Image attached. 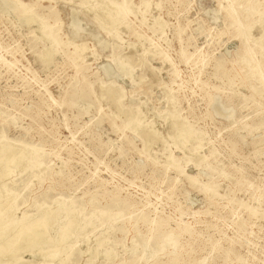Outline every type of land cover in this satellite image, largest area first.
Returning <instances> with one entry per match:
<instances>
[{
	"label": "rangeland",
	"instance_id": "rangeland-1",
	"mask_svg": "<svg viewBox=\"0 0 264 264\" xmlns=\"http://www.w3.org/2000/svg\"><path fill=\"white\" fill-rule=\"evenodd\" d=\"M0 148L12 222L85 225L17 264H264V0H0Z\"/></svg>",
	"mask_w": 264,
	"mask_h": 264
},
{
	"label": "bare ground",
	"instance_id": "bare-ground-1",
	"mask_svg": "<svg viewBox=\"0 0 264 264\" xmlns=\"http://www.w3.org/2000/svg\"><path fill=\"white\" fill-rule=\"evenodd\" d=\"M28 21L31 22L32 19L30 18ZM215 108L217 110L219 106L216 105ZM1 151L2 148H0V163L2 162ZM13 161L16 163L18 159ZM36 166L37 161H33L28 166V172L32 174ZM15 200L16 197L13 195H10L6 201L2 202L0 200V264L2 262L1 256L4 255H7L6 257H8V263L12 260L15 264H17L22 253V251L18 249L21 248V245H19L21 242L24 244L26 243L25 248L27 249H42V252H40L39 255L43 260H47L50 263L58 259L61 253L65 255V261L69 260L73 253L77 250L76 242L73 241L71 237L74 236L76 238V229L80 231L85 227V225H81L75 229L76 226H74V222L72 220H68L66 223H61V220L67 217L66 211L65 216H61V211L63 209H56L54 212L48 213L28 224L12 222L10 211L14 206ZM16 227H18V229H16ZM52 227L55 228V235L51 237L49 236V231L53 230ZM7 234L8 236L5 237ZM43 247H51V249L44 250ZM150 258L151 257H147V260ZM2 264H5V262Z\"/></svg>",
	"mask_w": 264,
	"mask_h": 264
}]
</instances>
